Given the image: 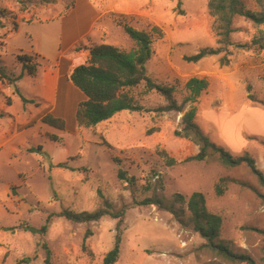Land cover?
Segmentation results:
<instances>
[{
    "label": "rangeland",
    "instance_id": "rangeland-1",
    "mask_svg": "<svg viewBox=\"0 0 264 264\" xmlns=\"http://www.w3.org/2000/svg\"><path fill=\"white\" fill-rule=\"evenodd\" d=\"M92 1L100 10L114 5L135 12L115 17L118 29L121 23L150 34L146 75L173 87L183 111L157 112L164 98L155 91L144 93L141 85L132 92L144 111H121L103 126L58 131L38 122L31 117L38 110L27 109L16 93L28 96L30 82L16 57L34 56L33 51L42 49L45 36L59 32V15L75 0H0V62L8 75L18 77L12 91L6 84L0 87V137L5 140L14 123L19 132L12 142L18 149L11 154L7 144L0 152V264H102L116 235L120 253L115 264H246L204 247L185 203L175 205L178 218L155 206L135 205L154 196L171 202L176 194L187 201L193 193H201L207 211L221 218L217 242L264 264V186L245 164L226 167L217 154L204 162L190 161L198 148L175 135L181 115L191 113L213 143L235 157L250 156L264 177V48L252 44L264 25L235 16L229 44L223 45L219 23L209 15L210 0ZM242 2L253 13L264 12V0ZM109 31L106 44L125 51L137 47L123 28ZM218 47L219 55L197 63L184 60L202 48ZM191 79L204 82L206 89L188 86ZM169 159L174 161L170 167ZM60 162L63 167L53 165ZM119 170L128 181L119 180ZM221 179H226V188L217 196L215 185ZM123 207L119 230L118 220L109 216L87 224L59 216L64 210L103 208L119 213ZM46 224V232L40 233ZM87 230L91 235L85 238Z\"/></svg>",
    "mask_w": 264,
    "mask_h": 264
},
{
    "label": "trees",
    "instance_id": "trees-1",
    "mask_svg": "<svg viewBox=\"0 0 264 264\" xmlns=\"http://www.w3.org/2000/svg\"><path fill=\"white\" fill-rule=\"evenodd\" d=\"M259 1V0H253ZM27 10L24 2L21 4V11ZM209 15L215 17L219 23L218 33L221 39L219 44H229V36L233 32L231 27L232 20L235 16L244 17L255 25H264V12L253 13L245 8L242 0H210L208 3ZM4 11L0 10V17ZM123 31L127 36L137 43V47L130 51H125L111 45H91L88 48L89 58L87 61L73 70L69 79L73 85L78 88L86 97V100L81 102L76 110V122L79 129H94L98 124L108 121L115 114L121 111L141 112L144 108L140 104L139 96L133 94V90L143 85L144 93L151 91L157 92L165 100V105L158 107L156 110L160 113L178 112L182 113L183 105H179L174 97V89L170 86L157 84L146 75L145 63L151 56V39L150 34L137 31L136 29L121 24ZM153 31L157 34V38L161 39L162 33L156 28ZM146 42V46H143ZM252 44L259 45L264 48V33L252 41ZM222 49L218 48H202L194 56L184 57L187 62L197 63L200 60L219 55ZM17 62L22 66V72H25L29 78H32L38 71L39 65L35 62L33 56L24 54L17 55ZM21 77V75L19 76ZM18 80V77L8 75L5 68L0 62V85H13ZM188 86L197 88L199 92L206 89V84L201 81L191 79L187 83ZM24 103L27 101L19 94ZM41 122L58 131H64L65 124L63 120L47 115L41 119ZM176 136L186 142L194 144L198 148L197 154L190 157V161L204 162L209 159L212 154H217L222 165L230 168L238 167L245 164L251 172L258 178V181L264 186V177L256 168L255 161L248 155L235 157L225 149L213 143L194 122L191 113L181 115V129L175 133ZM50 140L58 142L54 136L49 137ZM165 155V154H164ZM166 157V156H165ZM168 167L174 164L172 159L166 161ZM64 164H59L58 167H63ZM119 180H127L125 173L118 171ZM226 179H221L215 185V194L221 196L225 190ZM177 203H185L188 212L190 213V222L193 229L205 241L204 247L209 248L218 256L236 263L254 264L253 261L245 255H237L233 253L226 245L217 242V238L221 228V218L218 215L209 213L206 209L205 198L201 193H193L187 201L180 194L175 195V199L171 202H166L163 198L154 196L145 199L140 203H135L136 206H155L158 210L168 212L176 218L177 212L175 205ZM105 207H110L107 201H104ZM126 207H123L119 213L110 212L108 210L98 209L94 212L74 213L68 210L62 211L59 216L66 220L77 224H87L98 222L103 217L109 216L112 219H117L116 230L122 224L121 217L124 214ZM53 215L47 219L50 221ZM47 224L40 229V233H45ZM91 232L87 230L85 238L90 236ZM120 236L116 235L115 244L112 250L105 254L102 259V264H115L118 261L120 249ZM84 248V247H83ZM46 263L49 262L50 253L47 251Z\"/></svg>",
    "mask_w": 264,
    "mask_h": 264
},
{
    "label": "crops",
    "instance_id": "crops-1",
    "mask_svg": "<svg viewBox=\"0 0 264 264\" xmlns=\"http://www.w3.org/2000/svg\"><path fill=\"white\" fill-rule=\"evenodd\" d=\"M134 14L135 12L117 8L114 5L100 10L92 0H75L72 7L64 14H60L58 17L61 24L59 32L47 34L43 48L33 51L35 61L42 60L43 63L38 64L39 69L32 78L28 77L31 82L28 85V96L20 92V95L27 101L26 108L32 107L38 110L37 115L31 117L41 123L43 117L51 115L63 120L65 129L67 126H75V130L79 132L81 129L77 126L76 110L78 105L86 100V97L73 85L69 77L75 68L87 61L89 58L88 48L91 45H110L106 44L111 34L110 28L122 31V28L118 29L115 17L124 18ZM35 21L47 22L46 19L38 18ZM104 21L106 23H103ZM5 84L7 89L12 91L11 86ZM5 84H1L0 87H4ZM13 98H10L12 102L10 106L13 104ZM110 120L112 118L97 126H103ZM18 134V123H14L11 131L7 133V137L5 136L6 139L0 137V152L7 144H10L9 152L11 154L16 151L18 143L13 144L12 142L18 138ZM59 164L61 162L53 165Z\"/></svg>",
    "mask_w": 264,
    "mask_h": 264
},
{
    "label": "water",
    "instance_id": "water-1",
    "mask_svg": "<svg viewBox=\"0 0 264 264\" xmlns=\"http://www.w3.org/2000/svg\"><path fill=\"white\" fill-rule=\"evenodd\" d=\"M143 46H144V47L146 46V42H143Z\"/></svg>",
    "mask_w": 264,
    "mask_h": 264
}]
</instances>
